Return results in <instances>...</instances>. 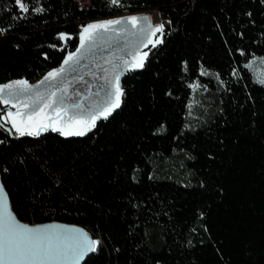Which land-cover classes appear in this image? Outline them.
<instances>
[{
  "label": "trees",
  "instance_id": "1",
  "mask_svg": "<svg viewBox=\"0 0 264 264\" xmlns=\"http://www.w3.org/2000/svg\"><path fill=\"white\" fill-rule=\"evenodd\" d=\"M51 3L53 9L41 17L12 21L7 14L12 0H0V27L15 23L6 37H0V83L21 77L29 82L41 79L48 70L59 66L65 54L59 45L51 47L57 43L56 33L66 31L75 36L78 26L89 20L122 11L157 8L160 18L171 19L172 27L178 31L166 36V44L159 50H153L146 71L123 78L128 90L127 108L115 121L103 122L94 140L65 141L50 134L39 138V144L33 143L34 138L24 137L23 142L0 146V151L11 155L55 153L80 165L81 177L89 168L96 176L87 180L86 186L82 185L91 204L57 196L50 205L43 206L44 211L49 206L54 209L50 216L22 211L16 183L5 179L17 215L29 223L58 220L79 224L90 231L99 226L124 241L126 225L122 222L117 225L115 221L109 224L105 213L110 208L126 216L134 226L139 215L135 239L128 241V245L139 251L134 245L141 244L144 250L138 257L140 264H155L157 260L161 264H264V86L247 74L241 83L232 85L231 93L222 94L223 112L218 108L203 126L185 132L179 141L172 139L184 122L185 104L190 98V90L174 72L178 58L192 60L198 54L206 55L214 70H221L228 80L223 40L231 29L243 30L240 25L245 24L246 18L239 14L247 10L250 0H121L120 7L110 6L109 0H90L87 8H82L79 0H51ZM257 20L258 26L249 37L259 34V15ZM217 22L223 26L224 36ZM231 38L235 43V36ZM77 43L78 39L70 41L67 50H74ZM249 43L250 39H246L244 45L236 43V46ZM16 44L20 47L16 48ZM257 53L264 55L260 50ZM157 73L177 82L172 85L176 89L174 97L166 103H156L153 109L150 93L155 85L159 97ZM196 75L193 68L189 78L195 79ZM201 80L208 83L207 78ZM209 87L215 89V83ZM249 94L251 99L247 98ZM220 98L218 93V105ZM139 103L144 105L143 112L136 110ZM162 117L168 122L167 132L153 135ZM173 148L184 149L179 154L185 157L183 169L188 175L185 181L157 175L154 165L141 164L139 185L124 180L118 186L111 182L121 156L129 161L153 156L156 162L177 154ZM150 171L155 173L154 180L147 178ZM129 193L134 197L133 203H139L143 211L129 207L125 212L127 206L121 207Z\"/></svg>",
  "mask_w": 264,
  "mask_h": 264
},
{
  "label": "snow or ice",
  "instance_id": "2",
  "mask_svg": "<svg viewBox=\"0 0 264 264\" xmlns=\"http://www.w3.org/2000/svg\"><path fill=\"white\" fill-rule=\"evenodd\" d=\"M109 5L123 6L121 0H109ZM52 9L51 0H12L7 14L12 21H20L41 17ZM155 15V20L153 14H130L90 21L80 24L75 36L66 31L57 32V43L51 47L57 48L59 45L60 50L65 52L59 66L48 70L34 84L24 77L0 83V105L3 106L0 109V134H3L0 146H10L13 141L23 142L24 137L34 138L33 143L39 144V138H47L50 134H56L65 141L71 138L94 140L103 122L115 121L127 108L128 90L123 78L146 71L153 50H159L166 44V36L178 31L172 27L171 19H161L158 12ZM239 15L246 18L245 24L240 25L243 30L233 28L223 40L228 80L223 78L221 70H214L206 55L198 54L192 60L178 58L174 72L179 82L190 90V98L185 104L184 122L178 134L172 137L173 140L179 141L185 132L195 131L189 118L196 106L205 107L196 99L197 94H209L215 103L209 84L214 82L216 92L221 94L218 105L221 112L222 94L231 93L232 85L241 83L247 74L255 83L264 86V76H258L255 68L256 64L264 63V55L257 53V50L264 52V0H250L247 10H242ZM257 15L260 17L259 34L249 37L251 30L258 26ZM216 26L221 28V35L224 36L223 26L218 22ZM14 27L15 23L0 27V37H6ZM232 35L236 38L235 43ZM75 39H78L75 49L67 50V44ZM246 39H250L247 46H236V43L244 45ZM61 41L62 45L59 44ZM15 47L19 48L20 45L16 44ZM217 67L222 69L224 65ZM193 68L197 75L195 79H190ZM156 77L159 97L153 85L150 93L153 109L156 103H166L174 97L176 89L172 85L177 82L160 77L159 73ZM201 78H207L208 83H203ZM247 98L251 99L250 94ZM136 110L143 112V103L137 104ZM253 115L256 113L253 112ZM167 124L162 117L153 135L167 132ZM172 151L179 154L184 149L173 148ZM0 162V264H89L90 261L94 264H140L138 257L144 250L141 244L134 245L139 251H133L128 245V241L135 239L139 215L134 226L126 216H120L110 208L105 213L109 224L115 221L117 225L121 222L126 225V239L121 241L111 231L101 230L99 226L90 231L78 224L56 220L25 223L13 210L5 179L16 183V196L23 205L21 210L34 216L53 215L54 209L49 206L44 211L43 206L50 205L57 196L74 203L84 200L91 204L83 187L87 180L96 179L91 168L81 177V166L75 161L69 163L55 153L41 155L40 152L28 157L0 151ZM117 164L112 183L118 186L124 180L139 185L143 171L141 164L154 165L155 158L148 156L129 161L121 156ZM147 178L154 180L155 173L148 172ZM203 186L204 182L201 181ZM133 199L129 193L122 202L121 207L127 206L125 212L129 207L133 211H143L139 203H133ZM200 215L203 216V213ZM188 243L190 245L191 241ZM155 264L161 262L157 260Z\"/></svg>",
  "mask_w": 264,
  "mask_h": 264
},
{
  "label": "rangeland",
  "instance_id": "3",
  "mask_svg": "<svg viewBox=\"0 0 264 264\" xmlns=\"http://www.w3.org/2000/svg\"><path fill=\"white\" fill-rule=\"evenodd\" d=\"M155 12L156 13L158 12L157 8H148V9L138 10L135 12L122 11L121 13L116 14L114 16H108L95 20L115 18L118 16L130 15V14H153L155 20L156 19ZM90 21H94V20H89L86 21L85 23H88ZM255 68L258 76H264V63L256 64ZM36 82L37 81L30 83L34 84ZM212 96L215 98V103H213L212 100L209 98V94L196 95V99L200 100L201 103L205 105V107L202 108L196 106L193 109V114L192 117L189 118V122L193 124L195 129L207 123L209 119L212 117V115H214L218 110V93L216 92V88L212 89ZM0 107L3 108L2 105H0ZM184 161H185V157L181 154H174L170 158L157 160L154 164L155 173L157 175H166L173 179L183 182L188 177L187 173L183 169Z\"/></svg>",
  "mask_w": 264,
  "mask_h": 264
},
{
  "label": "water",
  "instance_id": "4",
  "mask_svg": "<svg viewBox=\"0 0 264 264\" xmlns=\"http://www.w3.org/2000/svg\"><path fill=\"white\" fill-rule=\"evenodd\" d=\"M18 218L19 219H21L19 216H18ZM21 221L22 222H25V221H23L22 219H21ZM50 221H52V220H50ZM50 221H44V222H39V223H45V222H50ZM56 221H58V220H56ZM58 222H61V223H67V222H62V221H58ZM25 223H28V222H25ZM73 224H75V223H73ZM79 225V224H78ZM81 226V225H80Z\"/></svg>",
  "mask_w": 264,
  "mask_h": 264
},
{
  "label": "bare ground",
  "instance_id": "5",
  "mask_svg": "<svg viewBox=\"0 0 264 264\" xmlns=\"http://www.w3.org/2000/svg\"><path fill=\"white\" fill-rule=\"evenodd\" d=\"M79 3H80V6L81 5H84L85 6V0H79ZM155 14H156V12H155ZM24 221V220H23ZM25 222H27V221H25ZM29 223V222H28ZM31 224V223H30Z\"/></svg>",
  "mask_w": 264,
  "mask_h": 264
},
{
  "label": "built area",
  "instance_id": "6",
  "mask_svg": "<svg viewBox=\"0 0 264 264\" xmlns=\"http://www.w3.org/2000/svg\"><path fill=\"white\" fill-rule=\"evenodd\" d=\"M90 5V0H85V6L84 7H88Z\"/></svg>",
  "mask_w": 264,
  "mask_h": 264
}]
</instances>
